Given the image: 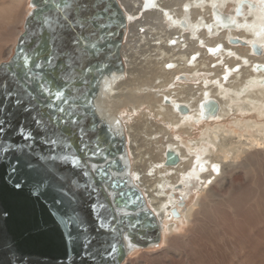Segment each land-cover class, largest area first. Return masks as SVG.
<instances>
[{"label": "water", "instance_id": "obj_1", "mask_svg": "<svg viewBox=\"0 0 264 264\" xmlns=\"http://www.w3.org/2000/svg\"><path fill=\"white\" fill-rule=\"evenodd\" d=\"M67 3L75 7L64 12L48 9L51 18L45 30L38 25L37 9L29 0L30 12L13 54L0 63V264H122L132 250H145L161 241L159 221L129 176L123 127L105 106L109 83L124 71L126 15L118 0ZM244 6L255 7L240 0L235 17L243 15ZM212 14L226 29L235 28L216 7ZM101 22L107 27H97ZM230 43L244 45L239 39ZM21 46L35 57L27 67L34 79L5 74L7 68L22 73ZM251 49L255 55L262 53L256 44ZM49 59L51 63H46ZM36 61L42 69L35 68ZM59 88L65 95L54 98ZM200 108L203 120L219 109L212 99L202 101ZM175 110L188 113L183 105ZM40 118L43 123L37 124ZM61 119L67 123H60ZM28 132L30 140L25 139ZM97 135L101 149L90 155ZM50 138L61 141L62 147L54 153L47 144ZM110 138L114 139L107 142ZM85 144L89 147L81 151ZM51 155L57 159H49ZM178 162V155L168 149L164 166ZM36 184L45 187L36 191ZM69 218L73 223L66 226Z\"/></svg>", "mask_w": 264, "mask_h": 264}, {"label": "bare ground", "instance_id": "obj_2", "mask_svg": "<svg viewBox=\"0 0 264 264\" xmlns=\"http://www.w3.org/2000/svg\"><path fill=\"white\" fill-rule=\"evenodd\" d=\"M239 1L150 0L149 3L147 0L144 5L143 0H118L127 22L121 52L124 71L109 83L105 106L125 132L129 176L143 193L161 227V241L157 246L132 250L122 264H174L178 259L183 260L182 264H206L193 241L200 222L204 218L211 223L218 206L232 209L236 199H232L229 191L227 194L223 191L229 188L237 171L248 173L255 166L252 163L255 158H264V0H247L255 5L254 9L244 6L243 15L235 17L233 13ZM7 2L8 6L10 3ZM15 2L17 5L14 6ZM15 2L12 5L16 11L11 12L8 8L6 13L9 10L16 15L20 5L18 16L12 21L23 27L30 8L26 13L22 4H29V0ZM213 7L227 14L235 28L222 26L212 14ZM21 32L12 30L2 34L0 31L3 35L0 38V63L2 56H12ZM230 39H239L244 45L231 44ZM252 44L262 48L261 55L253 53ZM223 58L229 60L230 66L223 65L218 70V65L225 62ZM152 64L158 65L161 73L155 75L159 81L157 88L147 87L145 80L132 75L135 69H141L139 65ZM156 71L149 70L148 73L153 75ZM207 99L218 103L217 114L209 117L215 119L213 123H204L202 119L200 104ZM144 104L151 107L150 113L144 111V120L134 121ZM177 105L187 107L188 113L177 112ZM120 106L123 111L116 109ZM198 126L201 128L196 139L187 140L176 135L183 129L184 133H181L189 136ZM140 133L145 134L146 146L150 149L141 151L142 144L137 140ZM168 149L179 157L178 164L173 167L163 164ZM239 158L242 161L237 164ZM190 183H195L196 194H199L187 206L185 200L190 199L186 187ZM175 194L180 196L179 200ZM254 194L250 201L264 204V190L256 188ZM260 216L264 222V211ZM183 221L187 225L185 233L169 239ZM168 240V245L160 251L147 253ZM229 249L235 263L229 258L232 263L228 264H264L262 256L252 255L255 252L243 241ZM137 252L143 253L134 260L128 259Z\"/></svg>", "mask_w": 264, "mask_h": 264}, {"label": "rangeland", "instance_id": "obj_3", "mask_svg": "<svg viewBox=\"0 0 264 264\" xmlns=\"http://www.w3.org/2000/svg\"><path fill=\"white\" fill-rule=\"evenodd\" d=\"M3 1L4 0H0V9L3 10V12L0 11V22H1L0 23V31H1V33L2 34H8V33L12 32V30H13V32L15 31L16 33L21 31L22 30L21 23L18 24V22L12 21V20L16 19L15 16L16 17L18 16L17 14L19 13L21 6L19 5V8L17 9V13H15L16 15H13L11 12L16 11V9H14L15 8L14 6L17 5L15 0H10V1L5 0L4 2ZM12 1L15 2L14 6L12 5V3H14V2H12ZM6 2L10 3L12 6H9L10 4L7 6ZM25 7H27V9ZM8 8L11 9L10 10L11 12H9V10H8V12L12 15L11 17H10V14L8 12H7L8 14L6 13V9H8ZM22 8L24 10H26V13H27L29 11L30 7H29V4L26 3V5L22 4ZM2 31H4V32H2ZM5 32H7V33H5ZM1 33H0V38L3 36ZM10 55L5 56V57L2 56L1 60L3 62L4 61L6 62V60H8ZM223 60L225 62L220 63L218 65L219 66L218 70H221L223 68V65H225L226 67L230 66V64L228 63L229 60H227L225 58H223ZM231 60H234V59H231ZM138 67H141V69H138V68L135 69L134 72L132 73V75H136L137 77H139L140 80H145L144 83L147 85V87L157 88L155 86L157 85V83L159 81L156 80L155 77L158 75H161V73L159 74V71H158L159 66L158 65L154 66L152 64V65H148V66L147 65H139ZM156 69H157V71L153 75L148 73L149 70L152 72L153 70H156ZM210 70H213V69H210ZM210 75L213 76V73H210ZM131 83H134V81H132ZM183 85H185V84H183ZM192 87H193V85H192ZM116 109L122 110V111L124 110L123 106L116 107ZM144 111H147L148 113H150L151 107H147L145 104L142 105L140 115L135 117L134 121L139 120L140 122H142L145 118V117L143 118ZM230 118L231 117H229L227 119H230ZM214 121H215V119H213V118L203 120L204 123H206V122L213 123ZM136 124L138 125V123H136ZM164 126H169V125L165 124ZM198 127H199V129H198ZM198 127L189 136L186 134H182V133H184L183 129L180 130L179 132H177L176 135H179V136L182 135L183 138L187 139V140L196 139L199 137V130H200L201 126H198ZM140 134H139L140 137L138 136L137 140H138L139 144H142V146L140 147L141 151H144L147 148L150 149V147H148V145L146 146L145 134L144 133H142L141 135ZM173 134H175V133H173ZM142 139H143V142H142ZM240 159L241 158H239V160H236V162L238 161L237 164L240 163V161H242ZM254 160L255 161L252 163L255 164V166L253 165L250 168V170L248 171V173L244 170L243 171H241V170L237 171V173H235L234 176L232 177V181H231L229 188L225 192L223 191V193H225V194H227L229 191V194L232 197V199L233 198H234L233 200L236 199L235 200L236 203H233V204L231 203L232 209H227V208H223V207L221 208L218 206L217 208L214 209L215 210L214 215H213V221L214 222L213 221L211 223L206 222L205 219L203 218L202 221L200 222V225H199L200 229H198V232L193 235V237H195V240H193V241L195 242L196 247H198L199 252L201 251V253H200L201 258L203 257V259H204V257H205L204 260H206V264H209V262L210 263L212 262L211 264H213V263L214 264H218V263L219 264L220 263L221 264H228V262L232 263L233 260L230 256L231 251H229L231 249H229V248L231 245H235V243L238 244L239 241H240V243H242V241H243L247 247L251 248V250H253V252H255V254L253 253L252 255H255L256 257H257V255L262 256L261 257L262 259L258 257L259 260L261 259V261L264 259V255H263L264 254V241L259 243L260 242L259 240L261 238L264 239V222L260 216V214L264 211V204H261L260 202L256 203V202L250 201L251 200L250 198L255 196L254 193H255L256 188L257 189L260 188V190H264V158L258 157V158H255ZM233 181H234V183H233ZM186 188H187L186 195L190 199V200H185L186 205L188 206L194 200H196V197L198 196L199 193L196 194L197 189H196L195 183H190V185L187 186ZM231 194H234L235 197H234V195H231ZM248 196H251V197H248ZM175 198L179 200L180 196H178V194H175ZM247 198L250 202L247 200ZM239 199L240 200L242 199V200L240 201ZM245 202H247L249 205L247 203H246L247 204L246 205ZM255 207H260L261 209L260 208L254 209ZM242 208H244V209H242ZM247 215H248V217H246ZM238 217H241V218L238 219ZM242 219H244V220H242ZM245 220H248L249 222L245 221ZM252 222H254V224ZM179 224H180L179 225L180 228H178V230H175V232L173 233L172 236L169 237V239L171 237H179V236H181V234L185 233V229L187 227L186 221H183L182 223H179ZM214 224L215 225L218 224L219 228L216 227ZM168 242H169V240L167 241L166 244H161L159 247H156V248L151 249V250H147V253H150V252L155 253V252L160 251L162 248H164L168 245ZM177 245H180V244H177ZM260 245H261V247H260ZM142 253L143 252L134 253L131 256H129L128 259L134 260V259L138 258L139 256H141ZM179 260L180 259H178V261ZM175 262L176 261L174 260V264H175ZM177 262H176V264H177ZM180 262L181 263L178 262V264H182L183 260H180ZM262 262L264 263V261H262ZM233 263H235V262L233 261Z\"/></svg>", "mask_w": 264, "mask_h": 264}, {"label": "snow or ice", "instance_id": "obj_4", "mask_svg": "<svg viewBox=\"0 0 264 264\" xmlns=\"http://www.w3.org/2000/svg\"><path fill=\"white\" fill-rule=\"evenodd\" d=\"M33 6L37 9V14H36V19H37V23L40 27H43L45 30H47V25L49 23V20L51 18L50 16V13L48 12V9L51 8L53 9L54 11H61V12H64V11H67V10H70L72 8H74L75 6L73 5H69L67 3V0H65V3L61 4L60 3V0H39V2H37V0H33ZM103 12V9H101V13ZM61 19H65L66 17L64 16H61L60 17ZM101 19H102V16H101ZM82 26V24H81ZM97 27L101 28V29H104L105 27H107V25H105L104 23H100L97 25ZM81 39H84V37H81ZM73 43H79V41H73ZM37 47H39V45H37ZM91 47L93 49H95L96 45L95 44H92ZM35 60V57L34 56H30L28 54V51H26L24 49L23 46L20 47L19 49V61H18V67L23 70L22 73L20 72H17L15 69H12V68H7V69H4L5 71V74L7 75L8 73H11L13 76H16L18 79L21 77V75H23V77H26L27 79L31 80V79H34V77H32L30 75V73L27 72V67L29 65V63L31 61ZM46 63H51V60H46ZM35 68L36 69H42L43 68V65L39 62V61H36L35 64H34ZM44 77H41V79H43ZM40 88L43 89V84L40 85ZM49 91L51 92V85H49ZM8 96H11V93H8L7 94ZM65 95V92H64V89L63 88H59L55 91V93L53 94V97H61L63 98ZM21 101L19 99H17L15 101L16 104H19ZM54 104V99H53V103L48 105V107H52ZM59 112H64L65 109L64 108H59L58 109ZM72 113H69V117L71 118L72 117ZM37 124H42L43 123V120L42 118L40 119H37ZM60 123H67L66 121L64 120H59ZM70 122L72 124H77L78 123V120L77 119H70ZM82 131V130H81ZM64 135H67V133H65ZM31 132H28L25 136V139L26 140H30L31 139ZM81 139H83V136H81ZM114 139V138H110L109 141L107 142H111V140ZM95 140L97 141L95 144H92L91 147L94 149V151H92L90 153V155H97L99 154V151L101 149V145H100V137L99 135H97L95 137ZM47 144L51 147V150L52 152L54 153L55 152V149L57 146H61V141L58 140V139H48L47 140ZM19 147V146H17ZM69 147H71V145H69ZM89 145H82L81 146V151H84L86 148H88ZM5 151H7V149H5ZM49 159H52V160H56L57 157L55 155H51L49 157ZM60 159H64V157H60ZM13 172H15V168L12 169ZM15 187L19 188L20 185L19 184H16ZM45 187L44 184H36L34 185V188L36 189V191H41L43 188ZM62 219H64L62 217ZM73 223V221L71 220V218H69L67 221H66V226L68 224H71Z\"/></svg>", "mask_w": 264, "mask_h": 264}]
</instances>
